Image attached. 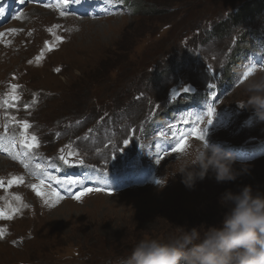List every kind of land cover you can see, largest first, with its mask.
<instances>
[{
  "label": "rangeland",
  "instance_id": "obj_1",
  "mask_svg": "<svg viewBox=\"0 0 264 264\" xmlns=\"http://www.w3.org/2000/svg\"><path fill=\"white\" fill-rule=\"evenodd\" d=\"M243 1L245 0H196L204 9L195 8L193 12L182 14L180 18L175 14L170 15L172 23L177 25L174 34L184 29L181 23L191 26L202 22L204 27L207 23L218 24L227 10L239 7ZM180 8L184 12V5ZM28 10L33 13L32 9ZM147 14L146 12L140 17L132 15L97 21L85 20L81 27L79 21L78 28L69 35L71 39L59 34L63 37L57 44L61 48L52 55L48 54L43 66H36L38 61L32 66L27 65L25 60L26 57L32 62L35 60L38 51L35 45L40 37L27 44L21 43L8 48L5 56L14 58L10 62L0 63V95L4 91V77L16 66H21L22 80L28 87L35 89L36 96L40 98L31 115L18 113L16 110L1 114L0 132L9 140L17 142L21 127H14L12 123L27 121L31 127L25 135L29 137V143L30 137L35 135L38 147L31 151L25 148L26 155L20 158V166L29 167L24 178L30 186L36 184L42 175L40 164H43L48 169L51 165H56L58 170L55 169L54 172L61 174L62 180H50L49 195L45 193V196L37 195L25 181L22 183L19 180L11 185L5 184L6 187L0 189V209H7L5 215L0 216V229L5 230L0 238V264H90L95 261L98 264H123L141 239L164 240L176 234L179 227L190 229L201 225H219L227 211L220 203V197L226 190L238 192L243 186L251 185L254 191L264 192V158H257L249 163L236 162L234 166L237 169L242 164H248L250 171L238 176L235 181L218 183L210 171L205 179L197 181L195 187L189 189L181 182V174H175L178 167L177 156H170L163 166L153 165L152 174L147 181L135 182V175H132L123 192H84L79 200L75 199L76 195L67 197L55 208L57 200L53 190L60 193L65 190V184L75 188L76 184L70 185L68 181L76 180L77 175H91L95 178V174H108L113 166L112 161L120 158L125 148L116 142L105 143L111 138L105 130L97 129L99 122H93V113L98 115L100 110L94 109L93 104H88L91 97H99L98 103L111 97L123 106L128 105L133 111L142 110L148 105L145 99L134 100L135 93L141 88L150 91L152 98H155L152 94L157 90L155 84H146L148 73L135 81L133 78L128 79L143 70V65L150 63V59L156 62L161 59L159 53L164 39L171 41V47L167 50L170 52L176 44V38H171L169 29L163 30L167 27L165 25H172L171 23H162L164 18L154 19ZM30 16L32 17L27 13L14 21H19L15 23L18 28L16 32L23 31L25 35L32 32V23H23L30 20ZM35 26L38 27L39 24ZM159 29L162 34L160 39L157 38L159 35L156 37ZM239 35L237 33L234 36ZM229 40L230 38H222L216 42L217 49H225ZM18 46H21V50L16 49ZM138 52L141 54L138 55ZM163 65L164 60L161 59L160 67ZM54 66L61 67L54 69ZM197 66L192 62L189 67L183 68V77L188 78L189 72H194ZM200 76L201 73L198 74ZM175 82L176 78L170 77L167 85L171 86ZM90 84L95 87L91 96L86 93ZM164 94L165 91L161 88L159 97L163 98ZM245 96L244 86L231 95L233 99H243ZM3 99L6 100L0 97V100ZM177 102L180 103L181 100L177 99ZM165 103L167 111L170 101L167 99ZM107 106L111 111L114 110L111 103ZM83 107L89 115L87 122L94 123L95 130H87L85 120L79 121L78 117L81 115L74 112ZM197 142L191 140L182 152L196 147L199 145ZM61 149H64L63 153ZM106 150L110 152L107 159L104 156ZM129 150L131 149L127 148L125 151ZM3 151L4 147L0 144V178L6 174L1 168L7 169L11 163L2 155ZM61 155L70 160H83L84 163L72 164L71 169V166L65 165L60 159ZM124 164L125 162L117 168L123 169ZM97 180L101 182L102 177ZM1 183L4 184V178L0 179V185ZM116 183L117 180L113 177L108 185L112 187ZM164 183V187L160 188ZM81 185L83 182L78 183V187ZM10 187L16 191L20 189L18 195L26 205L24 208L20 202L16 203L18 211L13 219L12 193L8 191ZM81 192L83 191H78ZM46 198L48 203H45ZM9 216L11 218H7ZM76 249L81 252L94 250L96 257L78 254Z\"/></svg>",
  "mask_w": 264,
  "mask_h": 264
},
{
  "label": "clouds",
  "instance_id": "obj_2",
  "mask_svg": "<svg viewBox=\"0 0 264 264\" xmlns=\"http://www.w3.org/2000/svg\"><path fill=\"white\" fill-rule=\"evenodd\" d=\"M244 88L242 107L252 109L254 117L264 122V67H255ZM176 159L175 174H181V182L189 189L210 171L218 183L235 181L250 171L248 164L237 169L234 154L206 138ZM220 203L227 211L219 225L179 227L164 240L141 239L123 264H264V192L245 185L238 192L226 190Z\"/></svg>",
  "mask_w": 264,
  "mask_h": 264
},
{
  "label": "bare ground",
  "instance_id": "obj_3",
  "mask_svg": "<svg viewBox=\"0 0 264 264\" xmlns=\"http://www.w3.org/2000/svg\"><path fill=\"white\" fill-rule=\"evenodd\" d=\"M15 12H18V11H15ZM27 13H21L20 14V17L18 18V19H20V18H22V17H24L25 15H26ZM16 20V19H15ZM14 20V21H15ZM13 21V22H14ZM9 25V23H7V22H5V21H0V34H2V35H0V45H1V43L2 42H4L6 39H7V35H6V25ZM11 24V23H10ZM4 26H6L5 28H4ZM14 29L15 30H18V28H16L15 26H14ZM176 104H178V102H177V100H175V101H170V103L168 104V110L167 111H170V110H175L176 109ZM166 111V112H167ZM184 122H187L186 121V119H185V117H184V119H181V121L180 122H168L167 123V125H168V129H172L173 131H175L176 133H177V136L175 137L176 138V141L178 142V144L179 143H181V137H183V141H185L186 143L184 144V147L186 146V144L187 143H189L191 140H195V142H203L204 141V139L206 138V140L208 141V142H210V143H214V144H216V142L212 139V137H210L206 132H202V131H199V130H191V129H188L187 127H184ZM176 125H178L179 127H176V128H178V129H174V126H176ZM167 136H170V137H174V135H172V133L171 132H168L167 133ZM198 142H197V144H198ZM197 144H195V145H197ZM198 146V145H197ZM183 147V148H184ZM137 155V158H140L141 157V155H139V154H136ZM112 159V158H111ZM255 159H252V160H249V161H244V162H242V163H249V162H252V161H254ZM113 162V166H111V169L112 170H117V171H122V173L120 174V175H117V176H112V174L110 175V174H106V175H100L101 177H102V182H103V184L104 185H108L109 184V182H110V180L113 178V177H115L116 178V180H117V183L116 184H112V186H114V185H118V184H120L121 183V181H123V180H125L126 181V183L129 181V178L132 176V175H134V174H132L128 169H126L125 167L123 168V169H118L117 167H119L120 165H122V163L123 162H125V161H123V160H121L120 158H114V160L112 161ZM237 162V161H236ZM147 163H149V160H147ZM95 176V178L97 179L98 177H100L99 175H97V174H95L94 175ZM150 178V176L149 175H142V176H136L135 175V182H139V181H147L148 179ZM6 186H5V184H1L0 185V189L1 188H5ZM125 189V188H124ZM0 210H2V209H0ZM6 211H7V209L6 208H4V210H3V212L4 213H6ZM83 254H89L91 257H96V251H94V250H91V251H83L82 252ZM105 263V262H104ZM90 264H98V262H90ZM99 264H101V263H99Z\"/></svg>",
  "mask_w": 264,
  "mask_h": 264
},
{
  "label": "snow or ice",
  "instance_id": "obj_4",
  "mask_svg": "<svg viewBox=\"0 0 264 264\" xmlns=\"http://www.w3.org/2000/svg\"><path fill=\"white\" fill-rule=\"evenodd\" d=\"M21 2H23V0H21ZM65 3H67V0H65ZM47 6H50V5H46V7H47ZM3 14H4V9H3L2 7H0V15H3ZM61 15H64V13L61 12ZM11 31H15V29H12ZM0 35H2V34H0ZM254 70H255V65H253L252 67H249V68L244 72V77H245V79H247V77H248V76H249ZM16 87H17L16 85H12L13 90H15ZM210 87H212V86L210 85ZM183 91L187 92V91H190V89H189V88H184ZM177 95H178V93H177ZM5 103H7V101H5ZM213 112H214V109H212L211 107H209V109H208V113H209V115H211ZM197 119H200V117L197 116ZM208 123H211V120H209ZM22 127H23V129H24V132L21 133V135L23 136V140H22V144H23V146H24L25 148H27L29 151H31V150L37 148V147H38V140H37V137H36L35 135H32V136L30 137L31 143H29V142H28V141H29V137H28L27 135H25L27 129H28L29 127H31V125H30L27 121H23V122H22ZM125 143H127V141H126ZM185 143H186V142L183 141V137H181V143H179V144L177 145V148L174 149V151H182ZM61 152L63 153V152H64V149H61ZM70 155H74V154H73V153H70ZM60 159L64 162L65 165H68V166H72V164H76V163L82 165V164L84 163L83 160H70V159H68L67 157H65L64 155H61ZM25 167H27V165H25ZM37 167H39V165H37ZM16 179H18L20 182L23 181V177H19V178H13V181H9V183L14 182ZM43 183H44V181L41 180V184H43ZM57 183H60V181L57 180ZM68 183H69L70 185H75V184H77V183H82V181L74 180V179H73V180H69ZM157 183H159V181H157ZM32 187H33V189L36 191L37 195H39V196H45V193H43V192L40 191V188H39L38 185H35V184H34V185H32ZM100 190H101V189H90V188H86V189H84V192L100 191ZM53 192L55 193V197H56V200H57V201H58L59 199L62 198L58 192H55V190H53ZM84 192L77 193L76 196H75V199L79 200V199L81 198V196L84 194ZM15 199L19 200L20 197H19V196H16ZM45 203H48V199H47V198L45 199ZM25 207H26V205H25ZM13 210L16 211L17 209H13ZM4 215H5V214H4L3 210H0V216H4ZM7 218H11V217L9 216V217H7ZM4 231H5V230L0 229V238L3 237V235H4Z\"/></svg>",
  "mask_w": 264,
  "mask_h": 264
},
{
  "label": "trees",
  "instance_id": "obj_5",
  "mask_svg": "<svg viewBox=\"0 0 264 264\" xmlns=\"http://www.w3.org/2000/svg\"><path fill=\"white\" fill-rule=\"evenodd\" d=\"M261 3L264 1H260ZM260 3V4H261ZM243 8H245V11L249 10L247 13L253 12L255 7H250V5H244ZM158 13V12H157ZM120 59V58H119ZM115 64V63H114ZM195 225V224H194Z\"/></svg>",
  "mask_w": 264,
  "mask_h": 264
}]
</instances>
